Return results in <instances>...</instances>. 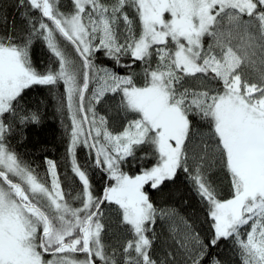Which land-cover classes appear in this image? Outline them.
Listing matches in <instances>:
<instances>
[{"label":"snow or ice","instance_id":"1","mask_svg":"<svg viewBox=\"0 0 264 264\" xmlns=\"http://www.w3.org/2000/svg\"><path fill=\"white\" fill-rule=\"evenodd\" d=\"M15 6L20 26L0 27V264H223L212 249L227 240L242 264H264V0ZM34 86H62L71 183L48 157L41 177L13 146L40 121L26 107ZM178 180L205 235L153 199Z\"/></svg>","mask_w":264,"mask_h":264},{"label":"trees","instance_id":"2","mask_svg":"<svg viewBox=\"0 0 264 264\" xmlns=\"http://www.w3.org/2000/svg\"><path fill=\"white\" fill-rule=\"evenodd\" d=\"M62 2L67 4L69 0H62ZM15 5L16 0H0V27L4 26V18L7 20V26L10 27L13 21H15L17 27L20 26V13L24 9H18ZM49 55L46 46L42 42H34L31 57L36 66L43 67L48 61ZM98 59L108 67L113 66L103 55H99ZM117 70L123 71L122 69ZM60 91H62V86L52 93L49 92L47 87L34 86L28 92L26 107L33 110L38 109L40 121L39 123H30L20 127L16 133V138L13 140V146L25 161L36 168L41 177L45 175L46 171L44 158L48 157L57 162L62 177L68 176V182L71 183L69 162L66 160L68 137L65 133L64 124L67 121L62 123L64 118L57 112V96ZM84 156L85 152L78 149V159L81 162H83ZM135 170L136 165H132L131 171ZM220 180L222 181V187H226L227 180L223 175H221ZM93 184L98 191L102 190L104 179L99 172L93 175ZM152 196L162 206L174 207L181 215L195 221V227L201 235L206 234L208 225L204 222L205 214L185 183L178 180L176 184H170L163 194L152 193ZM186 200L188 203H185ZM160 230L158 227L157 231ZM212 252L223 261V264H242L239 253L231 240L221 241L219 247L212 249Z\"/></svg>","mask_w":264,"mask_h":264}]
</instances>
